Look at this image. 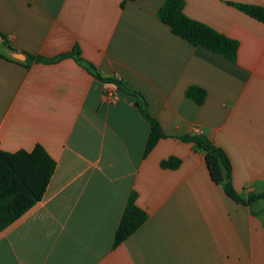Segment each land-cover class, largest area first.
<instances>
[{
	"label": "crops",
	"instance_id": "0c3cea01",
	"mask_svg": "<svg viewBox=\"0 0 264 264\" xmlns=\"http://www.w3.org/2000/svg\"><path fill=\"white\" fill-rule=\"evenodd\" d=\"M122 1L0 0L13 50L50 59L77 47L140 93L165 134L143 157L149 126L132 97L72 58L0 56V150L40 145L55 162L42 199L0 233V264H264V202L236 204L179 140L207 137L238 194L264 193V24L232 6L264 0H184L186 17L238 43L235 62L173 35L156 18L164 0ZM190 86L205 90L202 105ZM169 157L177 168L160 167ZM131 192L148 218L112 248Z\"/></svg>",
	"mask_w": 264,
	"mask_h": 264
},
{
	"label": "trees",
	"instance_id": "16d2710c",
	"mask_svg": "<svg viewBox=\"0 0 264 264\" xmlns=\"http://www.w3.org/2000/svg\"><path fill=\"white\" fill-rule=\"evenodd\" d=\"M132 1L135 0H123L120 6L123 7L126 2ZM232 6L264 24V8L245 4H232ZM183 7L184 0H164L156 12V18L165 24L173 35L191 46L205 48L230 62H235L238 43L219 34L212 28L186 17L183 13ZM1 39L4 44L10 47L2 35ZM0 56L8 61L16 62L1 53ZM64 58H72L96 81L104 85H112L117 91L134 99V107L149 126V136L144 147L143 157L147 156L160 139L165 138L159 123L149 114L141 94L130 89L120 80L103 77L92 64L81 58L77 47L69 53L50 59L28 54L24 66L29 67L32 63L50 64ZM184 95L186 99L196 105H202L206 98L205 90L197 86L188 87ZM179 140L194 144L203 153L211 180L220 185L224 194L236 204L251 207L258 200L264 202V193H249L243 197L234 190L231 183V165L228 157L207 137L184 135L179 137ZM179 164V159L169 157L160 162V167L175 169ZM54 169L55 162L40 145H35L30 152L19 150L14 153H7L0 150V233L42 199ZM135 199L136 194L134 192H131L127 197L114 233L112 248L120 245L148 218L147 214L136 206ZM262 213L264 215V207Z\"/></svg>",
	"mask_w": 264,
	"mask_h": 264
},
{
	"label": "water",
	"instance_id": "95a60500",
	"mask_svg": "<svg viewBox=\"0 0 264 264\" xmlns=\"http://www.w3.org/2000/svg\"><path fill=\"white\" fill-rule=\"evenodd\" d=\"M0 53L5 57H7L8 59L19 63H24L26 60V54L17 52L13 50L11 47L4 44L1 39V35H0Z\"/></svg>",
	"mask_w": 264,
	"mask_h": 264
}]
</instances>
